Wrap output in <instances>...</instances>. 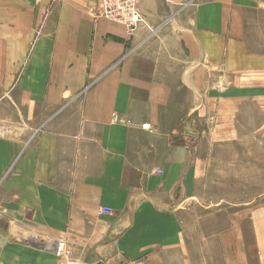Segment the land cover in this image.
Returning <instances> with one entry per match:
<instances>
[{"label": "crops", "instance_id": "crops-1", "mask_svg": "<svg viewBox=\"0 0 264 264\" xmlns=\"http://www.w3.org/2000/svg\"><path fill=\"white\" fill-rule=\"evenodd\" d=\"M100 8L0 0V264H61L57 239L81 264L182 243L209 148L236 138L242 103L264 101V50L250 48L264 0H139L133 34Z\"/></svg>", "mask_w": 264, "mask_h": 264}, {"label": "rangeland", "instance_id": "rangeland-1", "mask_svg": "<svg viewBox=\"0 0 264 264\" xmlns=\"http://www.w3.org/2000/svg\"><path fill=\"white\" fill-rule=\"evenodd\" d=\"M252 18L263 22L264 14ZM253 32L251 50L255 46L264 50V46L255 45V41L261 43L264 31ZM255 81L264 83V76L257 79L255 75ZM238 111L232 129L236 138L209 148L211 158L202 180V197L182 212V243L130 264H264V227L259 216L264 204V143L260 139L264 136V101H246ZM215 121H210L212 126L204 121L197 123L210 132ZM245 220L252 238H239Z\"/></svg>", "mask_w": 264, "mask_h": 264}, {"label": "built area", "instance_id": "built-area-1", "mask_svg": "<svg viewBox=\"0 0 264 264\" xmlns=\"http://www.w3.org/2000/svg\"><path fill=\"white\" fill-rule=\"evenodd\" d=\"M100 15L106 19H110L115 23L125 26L130 34H133L141 26L147 27V21L144 15L139 11V0H100ZM143 127L149 128L144 124ZM1 135L4 136V133ZM163 172V170H160ZM100 213L104 215H112L113 209L109 206L100 208ZM54 254L57 259L61 260V264H81L75 259V252L64 239L51 241Z\"/></svg>", "mask_w": 264, "mask_h": 264}]
</instances>
